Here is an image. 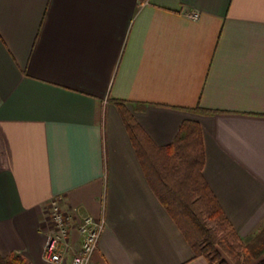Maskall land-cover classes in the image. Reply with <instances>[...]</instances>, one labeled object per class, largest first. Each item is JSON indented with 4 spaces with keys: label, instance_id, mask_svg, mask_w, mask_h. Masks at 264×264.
I'll return each mask as SVG.
<instances>
[{
    "label": "crops",
    "instance_id": "0c3cea01",
    "mask_svg": "<svg viewBox=\"0 0 264 264\" xmlns=\"http://www.w3.org/2000/svg\"><path fill=\"white\" fill-rule=\"evenodd\" d=\"M186 121L247 240L264 223V0H0L1 257L47 264L55 201L73 227L102 223L90 264H209L141 162ZM71 229L63 264L80 244Z\"/></svg>",
    "mask_w": 264,
    "mask_h": 264
},
{
    "label": "trees",
    "instance_id": "16d2710c",
    "mask_svg": "<svg viewBox=\"0 0 264 264\" xmlns=\"http://www.w3.org/2000/svg\"><path fill=\"white\" fill-rule=\"evenodd\" d=\"M128 125L131 129L135 126L130 122ZM132 138L138 154L141 153L143 144L137 131ZM158 154L141 160L149 185L194 256L204 258L209 264H251L261 257L258 264H264V223L253 236L242 241L203 180L204 153L198 124L183 122L173 144L158 150ZM0 264H27V261L13 253L6 257L0 255Z\"/></svg>",
    "mask_w": 264,
    "mask_h": 264
},
{
    "label": "built area",
    "instance_id": "2783aa9c",
    "mask_svg": "<svg viewBox=\"0 0 264 264\" xmlns=\"http://www.w3.org/2000/svg\"><path fill=\"white\" fill-rule=\"evenodd\" d=\"M192 17L196 18V14ZM48 219L51 222L52 232L47 236L44 245L43 260L47 264H63L65 240L71 228L76 227L80 244L71 259V264H90L101 235L102 223H96L91 217H85L73 227L70 215L55 201L48 208Z\"/></svg>",
    "mask_w": 264,
    "mask_h": 264
},
{
    "label": "rangeland",
    "instance_id": "374dc122",
    "mask_svg": "<svg viewBox=\"0 0 264 264\" xmlns=\"http://www.w3.org/2000/svg\"><path fill=\"white\" fill-rule=\"evenodd\" d=\"M210 226L213 227V224L210 223ZM260 260H261V257L260 258H256V259L253 260V262L251 264H258Z\"/></svg>",
    "mask_w": 264,
    "mask_h": 264
}]
</instances>
